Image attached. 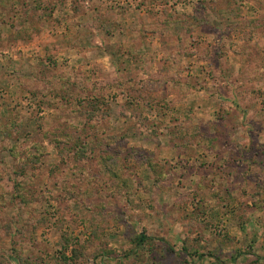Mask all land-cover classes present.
I'll list each match as a JSON object with an SVG mask.
<instances>
[{
    "label": "rangeland",
    "instance_id": "374dc122",
    "mask_svg": "<svg viewBox=\"0 0 264 264\" xmlns=\"http://www.w3.org/2000/svg\"><path fill=\"white\" fill-rule=\"evenodd\" d=\"M0 264H264V0H0Z\"/></svg>",
    "mask_w": 264,
    "mask_h": 264
},
{
    "label": "trees",
    "instance_id": "16d2710c",
    "mask_svg": "<svg viewBox=\"0 0 264 264\" xmlns=\"http://www.w3.org/2000/svg\"><path fill=\"white\" fill-rule=\"evenodd\" d=\"M152 238H150L149 236H147L146 234L142 233L139 236H137L136 238V242L137 245H143L145 242L151 240Z\"/></svg>",
    "mask_w": 264,
    "mask_h": 264
}]
</instances>
